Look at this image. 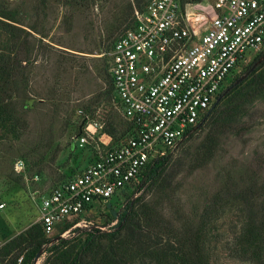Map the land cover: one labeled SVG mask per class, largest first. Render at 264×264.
I'll return each instance as SVG.
<instances>
[{
  "label": "rangeland",
  "instance_id": "obj_1",
  "mask_svg": "<svg viewBox=\"0 0 264 264\" xmlns=\"http://www.w3.org/2000/svg\"><path fill=\"white\" fill-rule=\"evenodd\" d=\"M63 1L0 0V5L21 13L26 29L34 26L38 31L30 39L33 64L25 66L27 81L20 83L17 99L26 130L18 136L0 126V203L6 205L0 210V246L38 221L46 191L78 175L95 160L97 150H104L97 140L100 135L80 147L87 116L103 127L111 118L126 123L117 96L108 95L105 53L125 27L118 18L128 12L131 2L136 8L135 0H89L76 8ZM191 11V19L201 16V7L193 6ZM255 56V51L248 54L247 65ZM248 109L249 114L230 129L212 125L195 130L172 153L167 175L173 198L164 204L167 218L195 217L226 183L238 190L233 183L240 176L249 181L246 175H254L264 182V96ZM122 130L119 127L118 133ZM218 131L221 138L212 161L191 171L197 148L208 133ZM154 188L147 187L134 197L143 194L153 199ZM124 203L121 200L117 209L124 208ZM93 205L79 216L78 227L108 230L117 223L107 224L113 215L108 205ZM238 214L237 205L230 207L216 223L209 241L212 264H253L231 255L230 246L241 225ZM44 258L45 254L38 264Z\"/></svg>",
  "mask_w": 264,
  "mask_h": 264
},
{
  "label": "built area",
  "instance_id": "obj_2",
  "mask_svg": "<svg viewBox=\"0 0 264 264\" xmlns=\"http://www.w3.org/2000/svg\"><path fill=\"white\" fill-rule=\"evenodd\" d=\"M196 5L202 13L194 27L188 12ZM133 18L105 53L133 134L113 145L103 125L86 117L80 147L100 135L104 150L78 175L43 194L37 222L48 235L91 205L119 196L154 159L172 154L202 124L227 80L242 73L248 54L264 51V0H150L144 10L135 8Z\"/></svg>",
  "mask_w": 264,
  "mask_h": 264
},
{
  "label": "trees",
  "instance_id": "obj_3",
  "mask_svg": "<svg viewBox=\"0 0 264 264\" xmlns=\"http://www.w3.org/2000/svg\"><path fill=\"white\" fill-rule=\"evenodd\" d=\"M149 1L135 0L136 8L144 10ZM63 2L76 8L87 5L89 0ZM200 2L202 0H184L185 4ZM134 10L131 2L128 12L118 18L125 27L111 40L106 52L113 47L120 35L133 26ZM23 22L20 12L0 5V126L18 136L25 132L27 125L26 118L18 108V93L20 83L27 81L25 66L33 64L30 39L34 37V33H38L34 26L26 29ZM259 60L252 73L227 92L212 113L183 142L192 138L197 129L212 125L222 131L226 127L230 129L249 114L248 107L264 96V51L258 53L230 84L235 83ZM106 73L108 95L111 97L116 92L108 63ZM228 87H224L219 96ZM125 121V125H121L116 118H111L104 125L103 132L112 137L113 145L124 143L133 134L134 124ZM87 123L88 120L84 119L83 125L86 126ZM121 126L123 130L118 133ZM220 133L221 131L207 134L189 164L191 171L212 161L219 146ZM171 160L172 154L154 159L119 196L107 202H99L101 205H108L113 213L107 224L117 220L113 227L108 230L100 227L74 228L79 222L78 217L63 223L56 233L48 235L43 224L35 222L0 246V264H34L40 251L42 255L45 254L41 264H212L209 241L216 223L230 207L236 205L241 225L231 243V255L253 264H264V182L255 179L254 175H246L249 181L240 176L239 182L233 183L236 186L238 184V190L228 188L229 184L226 183L195 217L178 216L171 219L166 217L164 210L165 202L173 198L169 183L171 180L167 175ZM147 187H155L153 199L147 200L143 194L134 197ZM121 200L125 202L124 208L118 210L117 205ZM93 207L91 205L89 209ZM67 231L71 235L65 238L62 235Z\"/></svg>",
  "mask_w": 264,
  "mask_h": 264
},
{
  "label": "water",
  "instance_id": "obj_4",
  "mask_svg": "<svg viewBox=\"0 0 264 264\" xmlns=\"http://www.w3.org/2000/svg\"><path fill=\"white\" fill-rule=\"evenodd\" d=\"M260 62V60L253 64L252 67L247 71L245 72L235 83H233L232 85H230L225 93H223L221 96L218 97L217 101L214 103V105L211 107V109L209 110V113L207 115V117L212 113V111L217 107V105L221 102V100L223 99L224 95L229 92L232 88H234L235 86H237L239 83H241L244 79H246L251 73L252 71L256 68L257 64ZM206 117V118H207ZM42 256V251H40L37 256L35 257V261H34V264H38V261L40 259V257Z\"/></svg>",
  "mask_w": 264,
  "mask_h": 264
},
{
  "label": "bare ground",
  "instance_id": "obj_5",
  "mask_svg": "<svg viewBox=\"0 0 264 264\" xmlns=\"http://www.w3.org/2000/svg\"><path fill=\"white\" fill-rule=\"evenodd\" d=\"M191 9H192V7L189 8L188 16H189L190 20L192 21L193 25H196V24L198 25V24L200 23V21H201V16H199L198 18H196V19H195L196 21L193 20V19H191V14H192V13H191V12H192ZM196 22H197V23H196ZM194 27H195V26H194Z\"/></svg>",
  "mask_w": 264,
  "mask_h": 264
},
{
  "label": "crops",
  "instance_id": "obj_6",
  "mask_svg": "<svg viewBox=\"0 0 264 264\" xmlns=\"http://www.w3.org/2000/svg\"><path fill=\"white\" fill-rule=\"evenodd\" d=\"M194 26H196V25H194Z\"/></svg>",
  "mask_w": 264,
  "mask_h": 264
}]
</instances>
